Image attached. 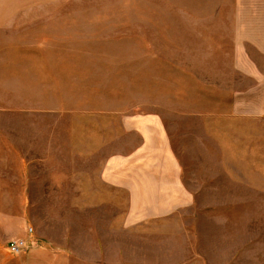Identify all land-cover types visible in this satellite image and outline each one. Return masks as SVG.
<instances>
[{
    "label": "rangeland",
    "instance_id": "1",
    "mask_svg": "<svg viewBox=\"0 0 264 264\" xmlns=\"http://www.w3.org/2000/svg\"><path fill=\"white\" fill-rule=\"evenodd\" d=\"M0 264H264V0H0Z\"/></svg>",
    "mask_w": 264,
    "mask_h": 264
},
{
    "label": "crops",
    "instance_id": "2",
    "mask_svg": "<svg viewBox=\"0 0 264 264\" xmlns=\"http://www.w3.org/2000/svg\"><path fill=\"white\" fill-rule=\"evenodd\" d=\"M29 1H31V0H29ZM57 1H60V0H33V2H34V5H39V3H54V2H57ZM19 180H21V179H24V181H26V177L24 176V174H22V173H20V176H18L17 177ZM17 184H19L20 185V192L18 193V198L21 200V199H24V196H21L22 194H25V191H26V189H25V186L22 188V185H21V183H20V181H19V183H17ZM13 186H8L7 185V190L8 189H13L12 188ZM13 193V192H12ZM22 234V232H21V230L20 229H17V231L13 234V235H15V236H19V235H21ZM25 235H26V231H25ZM24 235V236H25ZM22 236V235H21Z\"/></svg>",
    "mask_w": 264,
    "mask_h": 264
},
{
    "label": "built area",
    "instance_id": "3",
    "mask_svg": "<svg viewBox=\"0 0 264 264\" xmlns=\"http://www.w3.org/2000/svg\"><path fill=\"white\" fill-rule=\"evenodd\" d=\"M32 229L29 228L28 233H31ZM26 248V241L24 238L13 239L8 242V249L14 254H19Z\"/></svg>",
    "mask_w": 264,
    "mask_h": 264
}]
</instances>
